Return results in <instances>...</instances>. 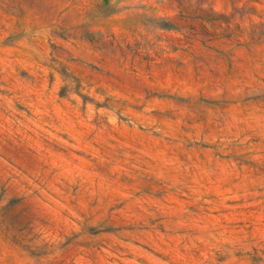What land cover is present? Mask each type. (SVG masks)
Instances as JSON below:
<instances>
[{
  "label": "rangeland",
  "instance_id": "374dc122",
  "mask_svg": "<svg viewBox=\"0 0 264 264\" xmlns=\"http://www.w3.org/2000/svg\"><path fill=\"white\" fill-rule=\"evenodd\" d=\"M0 264H264V0H0Z\"/></svg>",
  "mask_w": 264,
  "mask_h": 264
}]
</instances>
